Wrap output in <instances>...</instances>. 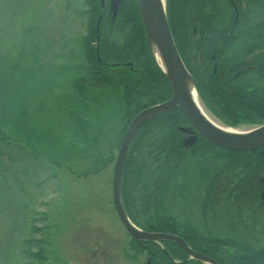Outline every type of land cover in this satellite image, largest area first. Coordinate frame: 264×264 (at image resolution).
I'll return each instance as SVG.
<instances>
[{
  "label": "flooded vegetation",
  "instance_id": "1",
  "mask_svg": "<svg viewBox=\"0 0 264 264\" xmlns=\"http://www.w3.org/2000/svg\"><path fill=\"white\" fill-rule=\"evenodd\" d=\"M167 1L173 43L208 111L228 125L264 123V0ZM155 118L126 156L139 161L121 178L128 220L216 264H264V147L222 149L179 109ZM122 228L133 262L143 255L141 264H205L175 241L137 240Z\"/></svg>",
  "mask_w": 264,
  "mask_h": 264
},
{
  "label": "rangeland",
  "instance_id": "2",
  "mask_svg": "<svg viewBox=\"0 0 264 264\" xmlns=\"http://www.w3.org/2000/svg\"><path fill=\"white\" fill-rule=\"evenodd\" d=\"M102 3L104 10L110 8V0ZM90 8L86 0H0V65H9L18 53L36 46L43 70H47L64 62L61 58L71 44L84 37L89 40V51L94 47L97 59L106 55L103 57L109 63L114 58L105 53L107 44H112L117 32L107 23H100L101 16L97 17ZM139 60V67L132 63L137 79L131 81L128 92L122 90L124 80H114L121 87L125 104L137 102L136 82L142 77L147 58L142 55ZM132 64H126L128 69ZM129 92L131 96H127ZM139 99L140 103L144 101L142 95ZM38 100L33 105L43 109H37L36 114L52 121L57 136H68L61 140V146L68 144L74 128L70 115L59 110L52 98L44 104ZM106 101L96 145L77 155H63L60 151L51 156L46 144L24 138L14 123L0 115V264H141L143 255L133 262L127 254L129 238L115 214L111 197L117 150H109L121 136L124 123L130 121L126 116L129 109L109 108ZM257 124L241 121L232 127L248 130ZM94 157H100L101 164L105 161L96 170ZM107 158L111 162H106ZM127 160L135 167L139 162L130 155ZM32 241L37 245L28 244L26 248L25 242Z\"/></svg>",
  "mask_w": 264,
  "mask_h": 264
},
{
  "label": "trees",
  "instance_id": "3",
  "mask_svg": "<svg viewBox=\"0 0 264 264\" xmlns=\"http://www.w3.org/2000/svg\"><path fill=\"white\" fill-rule=\"evenodd\" d=\"M86 1L91 7V11L97 12V17L104 13L100 23H107L109 27L116 29L117 38L110 42L112 44H107L109 49L105 52L114 58L110 59L109 63L114 60L117 62L114 66L107 62L106 57H103L106 55L101 58L99 48L100 59H97L94 47V53L89 51V47H87L89 40L86 37L75 40L71 44L69 50L61 58L64 62L53 64V68L47 70H43L44 63L40 60L41 52L36 46H31L30 50L18 53L9 65H0V115L5 120L14 123L24 138L35 143L46 144L44 146L48 148V152L53 157L58 155L60 151L64 153L63 155L86 153L96 145L101 127L104 124L100 116L101 111L105 108L102 105L109 96L111 102L106 101L108 107L131 109L126 113V116L131 119L144 107V103L139 102L141 100L139 99L140 95L145 101L148 98L152 99L151 104L163 102L171 95L169 83L155 65L147 46L137 0H121L114 18L108 10H104L103 6L100 5V0ZM167 2L166 0L165 9L168 21L169 6ZM106 12L108 17H105ZM91 30L93 29L91 28ZM90 32L92 34V31ZM120 37H122L121 40ZM109 45H112L110 46L112 49ZM142 55L146 56L147 63L142 65L143 74L136 82L138 88L134 92L135 95L138 94V97L134 99L139 103L125 104L126 102L120 94L121 87L116 85L114 80L116 78L121 81L124 80L122 90L128 92L127 89L131 81L137 79V69L135 70L132 64V69L127 68L122 73L118 71L123 70L124 64L127 63H134L139 67V58ZM25 62L29 63L25 64ZM33 66L36 68L34 69ZM48 66L50 67V63ZM99 69L104 71V75L100 74ZM127 96H131V92ZM50 98L54 99L59 110L70 115L74 124L69 143H64L62 146L61 140L67 139L68 136H57V128L53 126L52 121L43 120V115L36 114V110H42L43 107L39 108L33 105L38 99L39 103L44 104ZM155 116L150 118L151 120L149 119L147 124L158 123L159 120ZM127 124L128 122L124 123L121 136ZM121 136L109 151L117 150ZM134 140L128 153L134 146ZM92 160H94V170H96L98 164H101L100 157L99 159L94 157ZM111 160L107 158L106 162H111ZM128 165L126 159L124 167ZM130 166L131 170H129ZM127 169L128 171H135V166L130 164ZM28 244H32L30 245L32 247L35 246L36 242H25L26 248Z\"/></svg>",
  "mask_w": 264,
  "mask_h": 264
},
{
  "label": "water",
  "instance_id": "4",
  "mask_svg": "<svg viewBox=\"0 0 264 264\" xmlns=\"http://www.w3.org/2000/svg\"><path fill=\"white\" fill-rule=\"evenodd\" d=\"M141 24L150 54L161 73L167 79L171 96L158 104L140 110L130 120L120 141L112 169L111 196L116 215L129 235L137 240H172L181 246L189 256L204 262L216 264L210 258L193 252L177 237L165 233H148L136 228L126 217L120 200V178L129 145L140 126L151 117L179 109L190 124L208 141L227 150L243 151L264 147V123L248 130L233 129L209 115L199 101L193 79L185 68L173 43L167 25L165 0H137ZM102 0H100V3ZM121 0H110V12L116 13ZM194 97V98H192ZM197 104H195V101ZM199 103V104H198ZM203 111H201V110Z\"/></svg>",
  "mask_w": 264,
  "mask_h": 264
},
{
  "label": "bare ground",
  "instance_id": "5",
  "mask_svg": "<svg viewBox=\"0 0 264 264\" xmlns=\"http://www.w3.org/2000/svg\"><path fill=\"white\" fill-rule=\"evenodd\" d=\"M192 98H194V97H192ZM195 101V100H194ZM195 104H197V101H195ZM199 104V103H198ZM201 110V109H200ZM202 111V110H201ZM203 112V111H202ZM204 115L212 122V123H214V124H217V122L210 116H208V115H206L205 113H204ZM218 125V124H217Z\"/></svg>",
  "mask_w": 264,
  "mask_h": 264
}]
</instances>
